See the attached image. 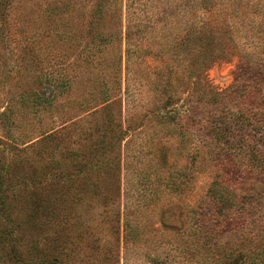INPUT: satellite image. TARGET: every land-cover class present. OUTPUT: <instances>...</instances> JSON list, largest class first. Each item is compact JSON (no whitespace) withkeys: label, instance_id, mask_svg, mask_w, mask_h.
<instances>
[{"label":"rangeland","instance_id":"1","mask_svg":"<svg viewBox=\"0 0 264 264\" xmlns=\"http://www.w3.org/2000/svg\"><path fill=\"white\" fill-rule=\"evenodd\" d=\"M1 10L0 264H197L192 209L216 174L240 191L257 177L206 154L200 128L213 116L198 100L264 83V0H0ZM46 76L70 86L34 107L55 93ZM104 97L117 126L105 124ZM176 113L191 118L185 139L159 118Z\"/></svg>","mask_w":264,"mask_h":264},{"label":"trees","instance_id":"2","mask_svg":"<svg viewBox=\"0 0 264 264\" xmlns=\"http://www.w3.org/2000/svg\"><path fill=\"white\" fill-rule=\"evenodd\" d=\"M50 11L54 14L56 6H52ZM0 18L2 21V10ZM210 34V29L204 30L201 34L200 41L203 45L201 47L206 54L216 51V48H210L214 40L211 39ZM3 38L4 32L0 28V40ZM204 58V67H206L212 60L207 55ZM42 81V83L48 82L49 90L53 87V90L55 88L59 93H65L70 86L64 76L62 78L46 76ZM56 95L57 93L53 94L52 91L45 97L40 92L36 94L33 106L37 107L46 103L49 107ZM102 99L100 109L107 113L105 124L112 125L114 122L108 113L110 99L107 97ZM168 104L170 100H167L164 105ZM198 104L204 111H208L211 117L213 116L212 122L208 124V120H204L200 128L206 154L212 160L219 161L220 157L235 160L240 169L257 177L252 179L250 185H246L250 188L240 191L234 186L224 184L221 177L216 174L217 178L210 183L206 194L198 201V208L192 209L194 216L191 221L195 219L192 228L200 242L197 250L199 253L197 264L220 261L213 259L214 255L220 253H224L223 259L227 264H264V180L260 181L264 173V83L258 79H247L235 82L228 90L203 92ZM229 104H234L235 109L226 108ZM212 109H225L228 112L225 115H217L209 111ZM159 118L169 124L173 123V126L179 129L177 133L181 139L188 137L191 121L189 115L180 116L176 113L169 114L167 117L159 116ZM180 121L182 122L179 123ZM114 125L117 126V124ZM242 130L251 135V139L242 136L240 134ZM121 131V129L118 130L120 134ZM230 134L232 138L228 136ZM43 135L45 142L50 141L53 136L51 133ZM244 218H246L244 222H238ZM232 225H234L232 239L222 241L220 231Z\"/></svg>","mask_w":264,"mask_h":264}]
</instances>
